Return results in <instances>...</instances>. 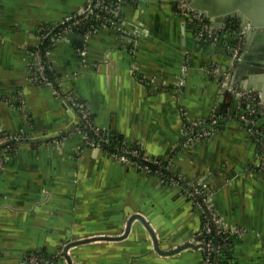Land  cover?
Here are the masks:
<instances>
[{"label": "crops", "instance_id": "0c3cea01", "mask_svg": "<svg viewBox=\"0 0 264 264\" xmlns=\"http://www.w3.org/2000/svg\"><path fill=\"white\" fill-rule=\"evenodd\" d=\"M89 1L0 0V134L33 137L0 158V264H30L34 256L38 264H68L69 242L123 235L135 213L162 250L202 229L183 184H165L88 145L79 112L52 85L31 79L40 27ZM208 22L210 29L183 13L180 0H129L113 24L88 21L63 32L49 61L105 133L152 156L172 155L186 186L211 195L225 225L240 230L225 264H264V151L238 117L252 105L233 91L247 85L235 76L238 38L231 22ZM260 45L242 36L239 56H256ZM212 117L223 123L196 137L195 122ZM68 254L72 264H202L198 249L159 253L140 219L124 238L81 243Z\"/></svg>", "mask_w": 264, "mask_h": 264}, {"label": "built area", "instance_id": "2783aa9c", "mask_svg": "<svg viewBox=\"0 0 264 264\" xmlns=\"http://www.w3.org/2000/svg\"><path fill=\"white\" fill-rule=\"evenodd\" d=\"M128 1L90 0L82 9L69 15L66 19L41 26L40 44L33 53L34 65L31 79L36 83L52 85L56 94L64 98L71 107L79 112L84 123L85 142L88 145L107 151L117 161L125 165L136 166L147 174L157 177L165 184H183L187 195L202 215V229L198 233V238L193 240L195 244L200 245L198 250L202 253V264H225L226 260L222 256L223 248L228 246L231 236L237 233L239 234L240 230L225 225L222 217L212 203L211 195L197 185L193 184L191 187L186 186L187 181L175 171L172 155L152 156L143 151L142 147L138 144L128 143L127 141L121 144L114 135L105 133V131L95 124L92 115L85 105L64 87L61 76L57 74L49 61L51 49L63 32L88 21L94 23V25L113 24L121 20L122 5ZM180 6L183 13H192V16L204 28H211L204 14L201 12H193L188 7L187 0H180ZM241 38L242 35L239 34L236 44L232 47L233 58L238 57L240 54ZM233 91L242 97H247L252 100V105L248 109L240 112L238 117L250 130H254L258 134L259 142L264 151V97L260 92ZM222 123L223 119L219 117H212L207 122H195L193 132L196 137L212 135ZM32 139L33 137H28L23 134H0V158L1 156H7L21 143ZM28 261L30 264H38L39 262L36 256L30 258Z\"/></svg>", "mask_w": 264, "mask_h": 264}, {"label": "water", "instance_id": "95a60500", "mask_svg": "<svg viewBox=\"0 0 264 264\" xmlns=\"http://www.w3.org/2000/svg\"><path fill=\"white\" fill-rule=\"evenodd\" d=\"M187 5L191 10L204 14L205 18L213 24V27L224 26V24L231 22L232 31L237 34V38L240 34L246 36L248 40L252 37L261 43L256 56L253 55L252 58L249 54H243L233 58V63L236 69V78L246 80L247 83L245 87L240 86L237 89L244 92L251 89L253 92H260L264 97V0H226V3H221L219 0H187ZM246 48H248V45H246ZM134 219H140L145 225L152 237L153 246L159 253L173 254L186 248L198 249L200 246L195 244L193 240L187 239L184 243L170 250H162L150 222L142 214L135 213L129 218L123 235H100L69 242L64 249V256L68 264H72V259L68 254L69 248L93 240L124 238L130 232L131 223Z\"/></svg>", "mask_w": 264, "mask_h": 264}, {"label": "trees", "instance_id": "16d2710c", "mask_svg": "<svg viewBox=\"0 0 264 264\" xmlns=\"http://www.w3.org/2000/svg\"><path fill=\"white\" fill-rule=\"evenodd\" d=\"M49 73H51V72L49 71ZM114 136L116 137V139H118L120 141L121 144L126 143V140H125V138L122 135L115 134ZM225 252H226V250H225V248H223V253H225Z\"/></svg>", "mask_w": 264, "mask_h": 264}, {"label": "rangeland", "instance_id": "374dc122", "mask_svg": "<svg viewBox=\"0 0 264 264\" xmlns=\"http://www.w3.org/2000/svg\"><path fill=\"white\" fill-rule=\"evenodd\" d=\"M212 202H213V200H212Z\"/></svg>", "mask_w": 264, "mask_h": 264}]
</instances>
